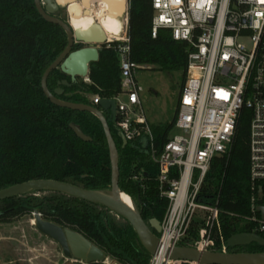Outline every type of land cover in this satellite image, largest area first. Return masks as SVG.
<instances>
[{
    "label": "trees",
    "instance_id": "trees-1",
    "mask_svg": "<svg viewBox=\"0 0 264 264\" xmlns=\"http://www.w3.org/2000/svg\"><path fill=\"white\" fill-rule=\"evenodd\" d=\"M153 14L152 0H130L131 59L185 71L189 43L174 40L165 29L153 37ZM55 15L68 19L67 13ZM67 43L65 30L45 20L34 0H0V190L35 179L59 180L92 190L111 188L108 143L99 118L87 111L55 105L41 87L44 71ZM82 46L77 43L74 49ZM64 79L71 82L70 76L54 69L48 77L49 89L54 92ZM89 79L90 83L80 78L70 86L62 85L64 92L59 98L97 106L89 93L110 98L121 92L118 53L107 43L100 45L99 60L90 64ZM250 121L251 111L243 109L230 153L213 159L202 188V202L219 199L226 241L238 232H254L251 224L231 215L250 213ZM71 124L92 140L78 137ZM109 125L119 150L120 190L137 203L146 222L151 218L162 221L167 201L155 190L157 165L141 140L124 145L115 122ZM173 126V122L152 124L158 147L167 141ZM141 170L148 176L145 190L133 179ZM42 191L48 194L40 196L34 194L39 191H31L0 200V222L32 216L37 209L44 219L83 234L119 264H149L152 254L127 220H118L103 205L63 192ZM199 228L200 223L194 222L181 244L194 247ZM256 233L264 237V232ZM216 250H221L220 245ZM227 251L259 252L264 246L254 242L227 247Z\"/></svg>",
    "mask_w": 264,
    "mask_h": 264
},
{
    "label": "built area",
    "instance_id": "built-area-1",
    "mask_svg": "<svg viewBox=\"0 0 264 264\" xmlns=\"http://www.w3.org/2000/svg\"><path fill=\"white\" fill-rule=\"evenodd\" d=\"M151 34L169 30L172 38L190 45L179 103L168 139L158 147L140 93L138 73L147 64L131 59L130 0L116 36L104 43L119 57L121 92L116 101L115 126L128 142L141 140L157 165L155 190L167 206L158 233L159 246L149 264H183L170 251L181 245L194 222L200 223L194 247L227 252L219 199L202 202V188L213 159L230 153L243 109L251 111L249 126L251 198L248 215L231 214L264 232V0H152ZM84 81L91 82L89 77ZM125 96V99H122ZM99 95L94 104L101 101ZM142 189L143 170L133 175ZM131 198V197H130ZM220 245L221 250H216ZM77 264L87 262L70 258ZM118 263L108 255L103 262ZM193 264V262H188Z\"/></svg>",
    "mask_w": 264,
    "mask_h": 264
},
{
    "label": "water",
    "instance_id": "water-1",
    "mask_svg": "<svg viewBox=\"0 0 264 264\" xmlns=\"http://www.w3.org/2000/svg\"><path fill=\"white\" fill-rule=\"evenodd\" d=\"M113 4L114 0H108ZM129 0H119L118 18L124 15ZM35 6L40 15L47 21L61 26L67 33L68 43L61 54L46 68L42 75L41 87L47 98L57 106L78 111H87L96 115L103 126L108 143L109 156L111 162V188L107 191L86 189L81 186L53 179H35L22 183H17L0 190V200L14 195H22L31 191H58L67 193L71 196L79 197L90 202L103 205L117 216L127 220L136 231L143 246L151 253H155L159 246L158 233L161 231V223L157 218H151L146 222L138 208L136 202L133 207L125 203L120 190L119 178V150L113 137L110 121L116 120V101L115 99L102 98L96 105L72 102L59 98L64 92V86H70L80 78L89 77V67L92 62L99 60L100 45L107 37L104 30L98 23L93 24L88 29H75L71 22L72 3H83L86 7V0H34ZM67 10L68 19L64 20L55 15L60 9ZM78 7H76V10ZM77 43L84 46L74 49ZM59 68L63 73L70 76L71 82L67 79L58 82L57 88L52 92L48 87V77L50 73ZM75 134L85 141L92 139L87 136L78 126L71 124ZM123 144L127 140L122 132L119 131ZM264 218V206H259ZM36 229L45 236L56 241L61 247L63 254L67 258H75L92 263L103 262L107 253L92 243L83 234L55 222L46 220L42 217L39 210L33 212ZM259 243L264 246V237L255 232H238L227 239L228 247L245 246L251 243ZM171 259H180L197 264H264V251L259 252H220L211 250H200L193 246L179 245L174 247L170 253Z\"/></svg>",
    "mask_w": 264,
    "mask_h": 264
},
{
    "label": "rangeland",
    "instance_id": "rangeland-1",
    "mask_svg": "<svg viewBox=\"0 0 264 264\" xmlns=\"http://www.w3.org/2000/svg\"><path fill=\"white\" fill-rule=\"evenodd\" d=\"M57 13L64 16L67 10L65 8ZM138 80L143 87L140 96L149 121L156 125L172 121L184 80L183 70L147 64L139 71ZM88 96L93 100L95 95L89 93ZM34 194L42 196L48 193L39 191ZM110 214L120 219L115 213ZM32 219L33 214L11 222H0V264H77L63 254L56 241L40 233L32 224Z\"/></svg>",
    "mask_w": 264,
    "mask_h": 264
},
{
    "label": "bare ground",
    "instance_id": "bare-ground-1",
    "mask_svg": "<svg viewBox=\"0 0 264 264\" xmlns=\"http://www.w3.org/2000/svg\"><path fill=\"white\" fill-rule=\"evenodd\" d=\"M86 7L83 3H72L70 9L72 16L70 22L77 29H88L95 23H98L104 30L106 37H114L123 26L121 18H118L119 0H114L113 4L108 0H86ZM76 7L78 9L76 10ZM116 34V35H115ZM122 200L133 207V202L127 193L121 194ZM35 224V218L31 220ZM193 264H197L193 262Z\"/></svg>",
    "mask_w": 264,
    "mask_h": 264
}]
</instances>
